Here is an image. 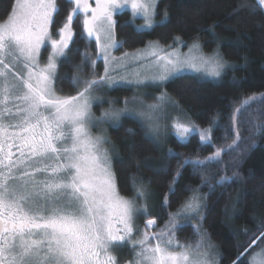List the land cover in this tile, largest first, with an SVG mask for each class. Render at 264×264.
<instances>
[{"label":"snow or ice","instance_id":"snow-or-ice-1","mask_svg":"<svg viewBox=\"0 0 264 264\" xmlns=\"http://www.w3.org/2000/svg\"><path fill=\"white\" fill-rule=\"evenodd\" d=\"M73 2L75 6L59 28L56 25L62 9L58 0H10L0 12V264H122L119 253L126 247L131 259L124 264H216L215 246L204 229L196 228L199 239L194 245L176 237L180 219L196 217L203 221V198L194 192L160 227L148 204L150 186L133 176L134 196H123L111 154L114 146L102 132L92 131L109 121H119L133 104L140 105L135 114L148 121L149 131L158 135L160 104L145 105L134 96L125 98L123 109L110 108L96 117L92 106L100 97L95 93L121 82L138 87L162 85L186 68L207 66L209 58L180 54L174 45L181 37L166 47L150 42L134 53L113 55L126 43L116 37L115 10L130 5L132 22L137 16L144 20L137 28L151 29L157 23L159 0H95L94 7L89 0H69ZM258 4L264 6V0ZM251 7L246 0H238L235 12ZM81 13L83 33L94 38L95 56L103 59L104 74L95 75L96 59L86 48L80 53V63L72 65L73 75L66 77L76 92L64 94L56 86L61 80L58 62L68 60L73 19ZM169 19L165 11L159 23ZM42 47L51 49L43 63ZM193 47L199 45L194 42ZM133 64L142 71L121 74L129 73ZM211 67L212 75L218 77L228 64L216 53ZM156 99L178 107V102L166 94ZM259 99L264 103V97ZM257 100L249 96L233 110L230 119L234 127L249 123L250 129L264 131V123L256 122L259 116L253 121L239 119ZM171 127L181 139L196 130L195 125L179 120ZM211 132L210 127L199 130L202 143L212 144ZM242 140L237 130L231 144L217 148L203 160L185 157L175 171L170 194H174L186 165L202 169L221 163L223 154L241 148ZM178 155L169 149L170 157ZM160 171L163 169H157V174ZM236 175L223 174L216 185L210 180L204 184L214 191L217 185L233 182ZM257 231L259 234L237 257L240 264L258 241L259 251L253 253L249 264H264V222Z\"/></svg>","mask_w":264,"mask_h":264},{"label":"trees","instance_id":"trees-1","mask_svg":"<svg viewBox=\"0 0 264 264\" xmlns=\"http://www.w3.org/2000/svg\"><path fill=\"white\" fill-rule=\"evenodd\" d=\"M9 2L0 0V12L8 7ZM58 2L62 13L56 28L61 26L72 9L69 0ZM246 2L252 7L236 13L238 0H159L157 19L161 21L167 11L169 21L164 24L158 22L153 28L143 30L136 28L139 20L135 19L133 23L130 12L122 11L114 15L116 37L126 41L118 52L135 51L152 41L162 46L173 45L174 38L181 37V42L174 45L176 49H185L198 42L203 53L219 51L231 63L232 67L224 71L217 81L186 74L169 79L161 88H156L158 94L164 93L178 102V107L170 106L174 116L178 113L181 120L199 130L212 129L211 145L202 143L198 133H190L185 139L176 137L168 127L155 138L148 133L146 124L139 117L130 115H124L106 129V136L114 146L113 164L121 194L134 196L133 176L149 185L151 198L148 204L160 227L168 221L169 214L180 211L181 205L194 192L203 198L202 202L206 204V208L202 209L203 221L196 217L180 219L176 237L182 243L194 245L199 239L195 235L196 228L204 229L215 246L216 264L237 261L240 253L259 234L258 227L264 222V131L250 129L249 123L234 127L230 119L233 110L244 99L254 95L258 98L257 102L239 119L253 121L259 116L256 122L264 123V103L259 99L264 97V9L257 0ZM72 26L71 51L67 61L58 62L61 80L56 86L64 94L74 95L76 89L66 78L73 75L72 65L80 63V53L86 48L93 53L94 59L97 50L94 41L82 35L80 17H75ZM86 71L91 73L92 69ZM101 71L102 61L96 60L95 75L100 76ZM101 91L103 96L116 100L118 105L134 93L127 86L112 87L110 90L103 87ZM237 130L243 138L240 149L223 154L221 163H211L206 168L186 165L175 184L174 194H170L175 171L185 157L203 160L217 148L231 144ZM169 149L179 155L170 157ZM157 169L163 171L157 174ZM233 173H237L233 182L217 185L214 191L204 184V181L210 180L212 185H216L220 175L231 176ZM143 223L144 219H141V227ZM260 245L261 241H258L245 253L244 264H249L250 257L259 251ZM119 256L122 264L130 260L129 248H124ZM237 264L240 262L237 261Z\"/></svg>","mask_w":264,"mask_h":264},{"label":"rangeland","instance_id":"rangeland-1","mask_svg":"<svg viewBox=\"0 0 264 264\" xmlns=\"http://www.w3.org/2000/svg\"><path fill=\"white\" fill-rule=\"evenodd\" d=\"M258 1V0H257ZM89 2L92 4V6L94 7L95 6V0H89ZM75 5H74V2L71 3V7L73 8ZM263 9H264V6H262ZM71 11V10H70ZM122 11H127V12H130L131 16H132V10H131V7L130 5H126L122 8H118L115 10L114 12V15L118 14V12H122ZM70 13V12H69ZM69 13L67 14V16L69 15ZM90 14V13H89ZM67 16L65 18H67ZM79 17L81 18V29L83 31V14H79ZM115 16H113L114 18ZM135 19H138L139 22L137 24H135L136 28L138 25H142L144 24V20L142 17L140 16H137ZM66 20V19H65ZM155 20L157 21V23L159 22L158 19H157V16L155 17ZM75 21V17L73 19V22ZM73 25V24H72ZM73 28V26H72ZM138 29V28H137ZM147 29V28H145ZM138 30H143V29H138ZM73 33H74V29H73ZM85 37H87V34L86 33H83ZM88 38V37H87ZM88 39H91L92 41H94V38H88ZM154 42V41H152ZM71 43V42H70ZM69 43V45H70ZM95 43V41H94ZM150 43V42H149ZM149 43H147L146 45H148ZM199 45L198 42H195ZM193 44H190L188 45L187 48L185 49H176L180 54L182 55H186V56H189V57H196V58H200V57H204V58H209V64L207 66H204V65H200L199 66V70H195V69H185L184 71H182L181 73H179L178 76H183V75H186V74H190V75H194V76H200L202 78H206V79H211V80H214V81H217L220 79V76L222 75V73L228 69H230L232 66H231V63L227 62L228 64V67H226L224 70L221 71V75L220 76H214L212 75V67H211V58L215 56L216 53H219V51H214L212 53H208V54H205L202 52L201 50V46L199 45L198 48L196 47H193ZM96 45V44H95ZM145 45V46H146ZM145 46H143L141 49H144ZM162 46V45H161ZM164 46V45H163ZM166 47V46H164ZM96 50H97V47H96ZM51 49L50 47H48L47 51H45V48L42 47L41 49V52H42V63L47 59V55L50 53ZM136 51V50H135ZM135 51H131V52H127V53H134ZM125 53V52H124ZM113 55H116V56H121L123 55V53L120 51H113ZM221 55V54H220ZM222 56V55H221ZM96 60H100L102 61V73L100 76H103L104 74V61L102 58L100 59H96ZM131 71H142V69H138L137 66L135 64L131 65L130 66V70H129V73H124V72H121V74L123 75H130V72ZM118 78V77H117ZM131 79H135V77H131ZM173 79V78H171ZM118 87H121V86H127V87H130L131 90H133V95H131L132 97L129 99L131 100L134 96L136 97H139L140 99L143 100V103L145 105H149V104H160L161 107H160V112H159V115L161 117L160 119V132L159 134H153L149 131V127H148V121H146L143 117L139 116V115H136L135 114V111L137 110H140V105H133V104H129L128 105V108H129V112H124L121 117H123L124 115H130V116H136V117H139L140 120L144 123V125L146 124L147 126V130H148V133L150 135H152L153 137L156 138V136H160L162 132L164 131H167V127L168 129L172 132V134H175L173 129H172V124L174 121L176 120H179L180 122H184V123H187L185 120H181L179 117H181L178 113L176 116H174L173 112L171 111L170 109V106L171 104H168V103H164L163 101H158L156 98L157 97H160L162 94L164 93H160L158 94V92L156 91V88H161L162 85H153V84H148L147 86H137L135 83H127V82H121L119 85H117ZM117 86H113V87H117ZM112 88V87H111ZM111 88L109 87H105V90H110ZM101 89L99 91H97L95 93L96 96L100 97L99 100H95L93 102V106H92V112L93 114L96 116V117H100L102 112L106 111V110H109L110 108H114V109H123L125 107L124 105V101L122 100V104L121 105H118L116 103L114 104H110L109 101H115L114 99H111L109 100V98H106L105 96H103V94L101 93ZM168 96V95H167ZM146 110V109H145ZM178 110V109H177ZM179 115V117H178ZM120 117V118H121ZM182 118V117H181ZM118 121H109L107 123H104L103 125H101L99 128H94L92 131L94 134H101V132L106 135V129L109 127V126H112L114 124H116ZM192 133H198L199 134V129L196 128V130H194ZM200 135V134H199ZM176 137H178L176 134H175ZM113 153V151L111 152V154ZM129 198H132V197H129ZM121 253V252H120ZM119 253V254H120ZM131 257V256H130ZM215 259V258H214Z\"/></svg>","mask_w":264,"mask_h":264}]
</instances>
